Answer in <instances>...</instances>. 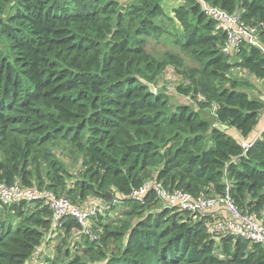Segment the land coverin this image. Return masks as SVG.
<instances>
[{
    "label": "trees",
    "instance_id": "obj_1",
    "mask_svg": "<svg viewBox=\"0 0 264 264\" xmlns=\"http://www.w3.org/2000/svg\"><path fill=\"white\" fill-rule=\"evenodd\" d=\"M176 1L167 15L163 0H0V181L80 204L105 200L109 192L117 205L126 204L122 215L129 220L119 227L115 219L101 222L116 204L105 208L94 240L81 236L75 221H65V237L87 239L83 254L91 263L264 264V244L212 240L209 215L177 212L154 192L142 202L129 197L152 178L170 191L208 197L222 195L228 182L241 211L259 216L264 210V133L244 151L200 115L213 109L218 125L248 138L264 101L250 96L251 83L228 74L239 68L264 81V53L244 45L231 62L225 35L197 0ZM204 1L228 14L240 9L247 25L264 22V0ZM164 18L179 24L175 46L195 67L184 69L173 54L159 61L146 49V38L166 33L158 23ZM167 63L181 69L188 85L177 91L197 109L173 106L157 90ZM51 145L78 154L76 177ZM155 204L162 207L151 212ZM0 213H6L0 216V264H28L45 236L55 233L42 202L13 204ZM109 241L118 243L110 254ZM61 249L47 264H85L79 256L68 260L69 251Z\"/></svg>",
    "mask_w": 264,
    "mask_h": 264
},
{
    "label": "built area",
    "instance_id": "obj_2",
    "mask_svg": "<svg viewBox=\"0 0 264 264\" xmlns=\"http://www.w3.org/2000/svg\"><path fill=\"white\" fill-rule=\"evenodd\" d=\"M197 2L202 12L215 22V31L225 35L223 50L226 55H236L244 45L257 47L264 53V45L262 44L264 22L247 25L241 19V10L228 14L204 0H197ZM263 133L264 123L256 139ZM255 140L248 141L247 138L243 140L241 146L244 151L250 148ZM231 189L232 186L226 182L222 195L208 197L200 193L193 196L180 189L170 191L155 178H152L138 190L132 191L129 197L134 201L142 202L148 193L154 192L162 205L173 208L177 212L200 216L209 215L211 222L207 231L210 238L216 243L222 238L234 237L263 245V221L256 214L241 211L234 203ZM21 202L27 204L42 202L46 205L51 212V223L55 233H62L65 221L71 219L79 225L81 236L92 240L96 239L97 236L93 232L94 224L91 221L99 215H104L105 208L108 207L101 199L91 198L80 205L46 189L23 187L20 184L9 186L0 181V209ZM112 203L116 204L117 200L113 199Z\"/></svg>",
    "mask_w": 264,
    "mask_h": 264
},
{
    "label": "rangeland",
    "instance_id": "obj_3",
    "mask_svg": "<svg viewBox=\"0 0 264 264\" xmlns=\"http://www.w3.org/2000/svg\"><path fill=\"white\" fill-rule=\"evenodd\" d=\"M172 5L173 7H176L179 5V3L176 0H163L162 7L167 15L170 14L171 8L169 7H172ZM158 23L165 28L166 33L161 34V36L159 37L146 38V49L148 50V52H150L159 61L165 60L167 55H177L182 60L184 69L195 67V62L190 59L184 51L175 46V41L181 39L182 36L179 24H177L176 22L170 23L166 18L158 19ZM235 57L236 56H232L231 62L237 61ZM180 73L181 69L167 63L165 70L156 79L157 90H161L167 93L173 106H176L177 104H185L191 106L195 110L197 108L192 105L193 102L189 98H186L179 94L177 91L179 87L186 88L188 85L186 79ZM228 75L232 78H243L251 83L252 87L249 89V94L252 98L260 100V97L263 96L264 81L250 77L246 72L239 68H232ZM200 115L208 122H210L213 126L217 125L213 109H205L204 111H200ZM49 149L55 154L57 159L61 160L64 163L66 170L71 174V176L76 177L81 168L78 154L70 153L68 148L64 147L63 145L57 147L51 145ZM67 181H69V185H72L73 179L67 178ZM67 199L69 200V198ZM75 204H80V202H77ZM161 205L155 204L151 209V212H154V210L156 209H160L162 207ZM125 206L126 204L116 205L111 215L108 216L106 213L105 217L107 216L108 218L102 219L101 222L106 223L110 220L115 219L114 225L115 227H119L120 222L129 220L126 216L122 215V211H129V208ZM31 207H33V205ZM5 214L2 215L0 213V216L5 217ZM144 214H146V212ZM258 217H264V210L259 213ZM137 218L134 217L133 220L135 221ZM98 220L99 218L97 216L91 221L92 224H94L93 232L96 236H99L102 231V229H100L98 225ZM86 240V238L76 237L73 234L70 237H65L64 233L59 236L54 232L49 233L45 236L42 245L36 250L34 256L28 262V264H47V258L55 259V257L57 256L58 246L62 248L60 252L62 254L65 251H69L70 255L68 257V260L74 258L75 256H79L85 264H97L89 262L88 256L83 254V250L85 248L83 246V243ZM116 245H118V243L115 244V242L109 241L105 248L106 252L110 254L114 249H116Z\"/></svg>",
    "mask_w": 264,
    "mask_h": 264
},
{
    "label": "crops",
    "instance_id": "obj_4",
    "mask_svg": "<svg viewBox=\"0 0 264 264\" xmlns=\"http://www.w3.org/2000/svg\"><path fill=\"white\" fill-rule=\"evenodd\" d=\"M260 100L264 101V94H263L262 97H260ZM263 123H264V111L260 115V120L258 122V125L256 126V128H254L253 132L247 138L248 141H253V140L256 139V137H258V134L261 131ZM224 131H225V133H227L229 136L233 137L234 139H236L240 143L243 140H245L244 138H242V136L239 134V132H237L234 128H229L228 127V129H224Z\"/></svg>",
    "mask_w": 264,
    "mask_h": 264
},
{
    "label": "water",
    "instance_id": "obj_5",
    "mask_svg": "<svg viewBox=\"0 0 264 264\" xmlns=\"http://www.w3.org/2000/svg\"><path fill=\"white\" fill-rule=\"evenodd\" d=\"M147 86L149 87L151 92H153V93L155 92V89H154V87L151 84H147ZM215 126L218 127L220 131H224V129H228V127L225 126V125H218L217 124ZM112 200H113L112 194L109 193V192L106 193L105 194V200H104L105 204L107 206H110L112 204Z\"/></svg>",
    "mask_w": 264,
    "mask_h": 264
}]
</instances>
